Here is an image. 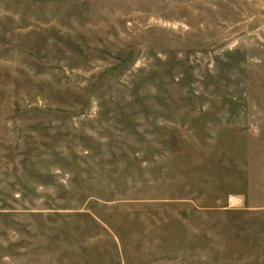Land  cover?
Returning <instances> with one entry per match:
<instances>
[{
    "label": "rangeland",
    "instance_id": "rangeland-1",
    "mask_svg": "<svg viewBox=\"0 0 264 264\" xmlns=\"http://www.w3.org/2000/svg\"><path fill=\"white\" fill-rule=\"evenodd\" d=\"M0 264H264V0H0Z\"/></svg>",
    "mask_w": 264,
    "mask_h": 264
},
{
    "label": "built area",
    "instance_id": "built-area-1",
    "mask_svg": "<svg viewBox=\"0 0 264 264\" xmlns=\"http://www.w3.org/2000/svg\"><path fill=\"white\" fill-rule=\"evenodd\" d=\"M233 200H235V199L233 198ZM231 201H232V198L229 199V205L234 206L235 204H231Z\"/></svg>",
    "mask_w": 264,
    "mask_h": 264
},
{
    "label": "bare ground",
    "instance_id": "bare-ground-1",
    "mask_svg": "<svg viewBox=\"0 0 264 264\" xmlns=\"http://www.w3.org/2000/svg\"><path fill=\"white\" fill-rule=\"evenodd\" d=\"M234 203H235V200H233V198H232L231 204H234Z\"/></svg>",
    "mask_w": 264,
    "mask_h": 264
}]
</instances>
